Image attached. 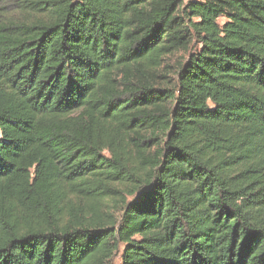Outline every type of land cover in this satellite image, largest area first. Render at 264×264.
<instances>
[{"label":"trees","instance_id":"1","mask_svg":"<svg viewBox=\"0 0 264 264\" xmlns=\"http://www.w3.org/2000/svg\"><path fill=\"white\" fill-rule=\"evenodd\" d=\"M120 252L264 264V0H0V264Z\"/></svg>","mask_w":264,"mask_h":264},{"label":"rangeland","instance_id":"2","mask_svg":"<svg viewBox=\"0 0 264 264\" xmlns=\"http://www.w3.org/2000/svg\"><path fill=\"white\" fill-rule=\"evenodd\" d=\"M12 5H14V3L9 2V3L2 4L1 7L2 8H4V7L7 8V7H10ZM187 59H188V54L187 53H182V54H177L174 57H171L169 61H170L171 64L176 65L178 62H181V61L184 64L187 61ZM121 251H122V249H121ZM120 255H121V252L119 254H116L112 258L110 264H120L121 263Z\"/></svg>","mask_w":264,"mask_h":264}]
</instances>
